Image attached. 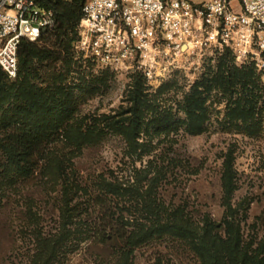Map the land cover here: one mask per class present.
I'll list each match as a JSON object with an SVG mask.
<instances>
[{
    "label": "rangeland",
    "instance_id": "374dc122",
    "mask_svg": "<svg viewBox=\"0 0 264 264\" xmlns=\"http://www.w3.org/2000/svg\"><path fill=\"white\" fill-rule=\"evenodd\" d=\"M79 33L80 28L66 84L74 87L81 78L87 81L76 91L80 100L75 118L82 121L102 118L123 121L120 115L131 107L128 95L135 78L144 82L149 95L163 86L174 85L167 97L169 101L161 104L179 112L191 88L217 74L219 60L223 58L208 54L200 59L180 60L162 73L163 77L153 87L136 68L116 73L79 59L76 52ZM226 59L229 67L240 68L231 56ZM101 77L103 83L94 85L95 92L90 91L88 82ZM251 78L263 87L258 94L260 99L251 105V96H246L242 82L228 92L213 90L206 102L208 120L197 136L184 134L183 130L161 138L142 135L130 147L126 140L108 132L100 145L82 150L75 158L67 157L71 149L58 142L55 152L71 159L66 165L74 189L67 197L63 187L48 186L37 175L0 194V264H32L38 246L57 239L60 242L54 264H123L126 251L123 244L112 242L102 246L90 235V227L98 220V197L103 196V183L127 190L117 198L108 194L103 203L110 206L109 217L113 214L128 229L141 231L142 227H151L153 221L144 202L152 199L167 210V215L179 211L184 215L182 218L195 225L210 221L217 228L212 229L215 234L224 235L227 231L232 247L240 238L245 249L235 253L233 248L224 264H264V71H255ZM238 97L245 101L247 110L254 108V118L235 123L231 131L225 132L227 107ZM183 117L180 112L176 120ZM152 118L148 115L146 123ZM228 148L233 150L236 190L227 207L222 201L220 178L223 154ZM154 183L156 187L150 194ZM129 264H202V252L192 238L163 234L137 244Z\"/></svg>",
    "mask_w": 264,
    "mask_h": 264
},
{
    "label": "trees",
    "instance_id": "16d2710c",
    "mask_svg": "<svg viewBox=\"0 0 264 264\" xmlns=\"http://www.w3.org/2000/svg\"><path fill=\"white\" fill-rule=\"evenodd\" d=\"M86 2L87 0H48L46 6L54 9L56 14V27L43 32L37 42L20 41L17 52L18 72L14 80L0 68V194L40 175L46 185L63 187L65 196L68 197L74 189L66 165L71 159H65L66 156L55 152L58 142H64L71 149L67 157L73 155L75 158L82 150L100 145L108 132L126 140L130 147L136 145L142 135L161 138L183 130L184 134L197 136L203 132L208 120L206 102L213 90L224 89L228 92L233 89L232 86L242 82L246 96H251V105L260 99L258 94L263 87L251 78L255 75L254 68L229 67L226 58L232 55L227 51L219 60V72L197 82L184 97L179 112L175 113L173 109L161 104L169 101L167 97L175 88L174 85L163 86L156 94L149 95L144 82L135 78L133 89L128 95L131 107L120 115L124 118L123 121L111 120L114 118L77 120L75 117L80 98L76 97V91L80 89V84L87 81L81 78L78 85L70 87L66 80L71 73L75 57L74 44ZM103 78L90 80V91L95 92L94 85L103 83ZM244 104L245 101L239 97L234 103H229L225 115L227 122L223 127L225 132L231 131L235 123L253 120L254 108L247 110ZM154 106L156 109H152ZM180 112L184 116L183 120H176ZM148 115L153 118L146 123ZM233 163V150L228 148L223 154L220 178L222 201L227 207L236 190ZM155 184L150 187V194L156 187ZM76 186L78 188L75 184ZM101 190L103 196L98 197V220L90 227V235L102 246L112 242L123 244L126 249L123 264H129V257L137 244L163 234L194 239L202 252V264H224V258L233 248L235 253L236 250L240 252L245 249L240 238L237 245L232 247L227 231L224 235L215 234L212 229L216 226L210 221L203 222L200 226L182 218L184 215L181 216L179 211L167 215V210L156 205V201L152 199L144 202L149 219L153 221L151 227H142L141 231L130 230L125 223L112 217L113 214L109 217L110 206L103 203V198L108 197V194L117 198L127 190L109 183H103ZM58 242L60 239L49 245L41 243L32 264L56 263Z\"/></svg>",
    "mask_w": 264,
    "mask_h": 264
},
{
    "label": "built area",
    "instance_id": "2783aa9c",
    "mask_svg": "<svg viewBox=\"0 0 264 264\" xmlns=\"http://www.w3.org/2000/svg\"><path fill=\"white\" fill-rule=\"evenodd\" d=\"M48 0H0V68L18 72L21 40L57 25ZM78 57L113 72L136 68L155 87L183 59L229 52L237 67L264 71V0H87Z\"/></svg>",
    "mask_w": 264,
    "mask_h": 264
},
{
    "label": "crops",
    "instance_id": "0c3cea01",
    "mask_svg": "<svg viewBox=\"0 0 264 264\" xmlns=\"http://www.w3.org/2000/svg\"><path fill=\"white\" fill-rule=\"evenodd\" d=\"M202 2H206V0H202ZM202 2H200V3H202Z\"/></svg>",
    "mask_w": 264,
    "mask_h": 264
}]
</instances>
